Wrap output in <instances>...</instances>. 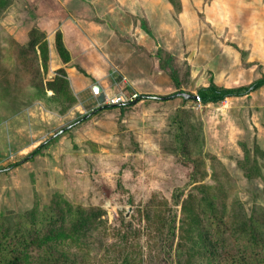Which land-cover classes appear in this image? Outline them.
Listing matches in <instances>:
<instances>
[{"label":"rangeland","instance_id":"374dc122","mask_svg":"<svg viewBox=\"0 0 264 264\" xmlns=\"http://www.w3.org/2000/svg\"><path fill=\"white\" fill-rule=\"evenodd\" d=\"M27 1L9 0L0 12V213L47 208L58 197L86 209L91 225L77 238L57 241L75 264H185L186 254L178 257L176 249L190 231L181 228V204L173 196L181 192L183 200L201 184L217 187L208 191L227 214L264 213V86L206 105L180 95L142 99L123 110L91 113L72 127L99 107L97 95H81L82 106L65 114L57 112L61 103L46 106L37 98L32 85L55 74L50 64L43 70L34 54L25 62L18 55L14 41L26 42L36 25L45 31ZM181 3L178 12L147 7L164 50H176L171 59L162 52L163 70L176 79L156 95L197 94L212 80L230 87L264 75V0ZM40 101L51 111L49 120L42 119ZM173 224L175 235L168 233ZM212 262L217 264L197 255L189 264Z\"/></svg>","mask_w":264,"mask_h":264},{"label":"trees","instance_id":"16d2710c","mask_svg":"<svg viewBox=\"0 0 264 264\" xmlns=\"http://www.w3.org/2000/svg\"><path fill=\"white\" fill-rule=\"evenodd\" d=\"M8 4L9 0H0V12ZM14 43L19 50V57L23 58L24 62L28 60L29 55L34 54L38 65L43 70H48L49 43L45 31L37 25L33 26L26 42L14 41ZM55 47L64 62L70 61V52L63 42L60 31L56 32ZM0 50H2L1 46ZM78 69L88 75L82 67L78 66ZM37 72L40 70L37 69ZM263 85L264 75L247 84L230 87L218 85L212 80L208 85L200 86L197 95L199 102L206 105L219 103L228 97L248 95ZM32 86L36 88V95H40L37 98L42 97L45 103L53 100L62 104L57 110L59 114L67 113L78 103L63 67L57 69L52 77H43ZM6 87L9 90L11 86L7 84ZM48 91H51V94H48ZM178 92L168 94L166 98L176 96ZM159 96L140 94L133 101L107 103L97 108L96 112L116 107L123 110L142 99H162ZM85 115L70 126L73 127L92 117V114L87 117ZM69 129L65 128L63 132L42 141L29 156L39 154ZM19 163L20 161L12 165ZM196 188L198 193H190L183 200H180L181 192L173 196L174 203L181 204L183 214L181 228L188 225L190 231L188 237L180 236L176 255L180 257L186 254L185 264L191 263L192 258L197 255L206 258L209 262L216 260L217 264H264V213L243 215L234 210L231 214H227L223 201H220L216 193L208 191L217 187L201 184ZM57 199L59 201L52 202L47 208L33 207L17 213H0V264H75V261L69 260L66 255L62 256V252L57 248V241L79 237L84 228L91 225L92 218L86 209L72 206L68 201H62L61 197ZM174 221L170 220L169 223ZM168 233L175 235L174 224L170 226Z\"/></svg>","mask_w":264,"mask_h":264},{"label":"crops","instance_id":"0c3cea01","mask_svg":"<svg viewBox=\"0 0 264 264\" xmlns=\"http://www.w3.org/2000/svg\"><path fill=\"white\" fill-rule=\"evenodd\" d=\"M27 4L36 6L38 17L34 23L47 31L48 42H51L48 64L53 74L65 68L78 99L69 110L82 106L81 95L91 98L96 83L101 85L106 96L126 90L130 91L128 94L156 95L170 89L172 79H176L171 70L169 74L163 70L161 60L162 52L171 59L176 50H168L166 46L164 50L162 33L158 32L155 19L148 16L147 7L162 5L167 12H178L182 8L181 0H28ZM168 16L173 19L172 15ZM57 31L61 32L70 52L68 62H64L56 50ZM40 104L44 108L41 101ZM34 109L30 106L29 113L35 114ZM45 110L42 119L49 120L51 111ZM16 117L21 119L19 115ZM33 119L37 121V116Z\"/></svg>","mask_w":264,"mask_h":264},{"label":"water","instance_id":"95a60500","mask_svg":"<svg viewBox=\"0 0 264 264\" xmlns=\"http://www.w3.org/2000/svg\"><path fill=\"white\" fill-rule=\"evenodd\" d=\"M93 91L97 95V101L99 103V107L105 106L106 104H104V103L106 101V95H105L104 91L102 90V87H101V85L99 83L94 84ZM176 95H180V96H184L186 98H192V99L199 100V96L197 94H191V93H187V92H184V91H179ZM154 97H157V96H154ZM159 97L162 98V99L166 98V96H159ZM99 107H97V108H99ZM97 108L93 109L90 113L86 114L85 117H87L91 113L96 112ZM69 127L70 126H67V128H69ZM60 131L63 132L64 129H62Z\"/></svg>","mask_w":264,"mask_h":264},{"label":"built area","instance_id":"2783aa9c","mask_svg":"<svg viewBox=\"0 0 264 264\" xmlns=\"http://www.w3.org/2000/svg\"><path fill=\"white\" fill-rule=\"evenodd\" d=\"M138 96L139 94L137 92H133L132 94L121 92L113 96H106V101L108 103L117 104V103L136 100Z\"/></svg>","mask_w":264,"mask_h":264}]
</instances>
